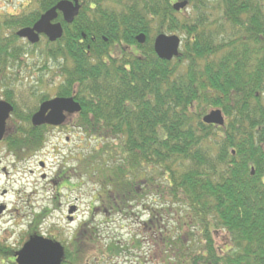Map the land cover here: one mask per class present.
Instances as JSON below:
<instances>
[{
  "label": "trees",
  "instance_id": "trees-1",
  "mask_svg": "<svg viewBox=\"0 0 264 264\" xmlns=\"http://www.w3.org/2000/svg\"><path fill=\"white\" fill-rule=\"evenodd\" d=\"M57 1L31 0L17 14H0V89L14 107L3 140L17 156L40 151L50 130L30 123L47 92L28 88L35 102L26 111L14 103V66L40 45L23 42L16 29L31 26ZM78 1L71 23L58 14L61 36L44 40L60 78L56 95L79 102L78 130L100 142L78 158V184L83 177L96 183L93 210L111 217L139 214L152 193L166 203L148 207V231L122 244L81 224L69 259L110 260L142 250L148 236L165 264H264V0H186L188 17L177 16L174 0H122V35L117 14L95 25L93 41L89 0ZM215 10L221 16H206ZM140 32L147 38L144 58L122 48L121 64L101 62L115 38L122 47H141ZM159 32L183 35L172 60L153 50ZM213 107L223 125L202 121ZM162 211L176 216V226L160 224Z\"/></svg>",
  "mask_w": 264,
  "mask_h": 264
},
{
  "label": "rangeland",
  "instance_id": "rangeland-1",
  "mask_svg": "<svg viewBox=\"0 0 264 264\" xmlns=\"http://www.w3.org/2000/svg\"><path fill=\"white\" fill-rule=\"evenodd\" d=\"M11 1H13L11 5H7L6 0H0V13L14 11L15 7L19 9L20 4L27 2V0ZM29 1L31 2V0ZM212 6L211 4L210 7ZM190 9L189 6L188 10ZM206 16L209 18L219 17L221 16V12L219 10L209 11ZM175 33L181 35L178 32ZM22 41L24 42V40ZM22 60L20 65L14 66L17 78L12 84L16 92V98H20L19 100L25 99L24 101L30 106L35 100L29 96L27 91L28 88L37 85L38 87L34 88V90L45 91L52 95L53 88L51 89L48 86L57 83L58 79L54 78L55 63H53V59L46 57L42 42L33 52L24 55ZM66 137H68V140H66ZM99 143L100 142L94 138L86 137L77 129L50 130L43 149L31 156L23 164H17L18 169H15V171L20 172L23 170L24 173L20 174L15 172L14 176L10 178L0 174V188L6 187L10 189L5 199L12 207H14L13 204L17 205V207L20 208V214L23 212L27 215L29 214L30 208L28 207V203L33 204L35 211H39L40 207L50 208V198L53 193L51 189L52 185L41 179L40 175L43 169L40 168L39 162H44V173L49 176L54 172L62 159L66 158L68 159L67 166L69 169H72V173L70 172L72 178L69 180L76 184V187L72 192L66 191L64 188L61 190L62 195L59 198L61 207L58 206L55 210H52L51 215L46 218V223L62 226L63 230H68V234H70V231L76 228L77 224H80L82 221L92 216L94 232H97L101 238L115 237L114 239L121 244L129 240L130 234L145 233L144 231H148V229L143 225V221L149 218L148 207L158 208L166 203L159 194L152 193L148 195V197L142 199L139 204L140 209H138L140 213H136L135 216L125 218L123 216L120 217V215H114L111 217L109 214L100 213L97 209H95L94 212L92 211L93 215L91 214L89 207L92 206V198L98 187L96 183H93L86 177L81 179V185L78 184L80 179L76 177L77 160L82 154L91 151L93 147H98ZM2 153L4 152L2 151V147H0V154ZM8 164L11 165L12 162L6 160L5 165ZM73 168L76 170L75 173ZM12 191H18L20 195H13L11 193ZM71 201L77 204L78 211L76 213V219L73 222H68L65 214L67 204ZM29 217H26V215L24 216V224L28 222ZM157 217L160 218V224L168 222V227L176 226L175 215H168V213L162 211L160 214H157ZM217 241L220 242V239L217 238ZM141 251H143V253ZM137 254L145 256V261H141V259L137 257ZM160 255L159 248L155 241L146 236L144 238L142 250L137 251L132 249L128 254H121L110 260L98 259L94 261V264H165L166 261H162Z\"/></svg>",
  "mask_w": 264,
  "mask_h": 264
},
{
  "label": "flooded vegetation",
  "instance_id": "flooded-vegetation-1",
  "mask_svg": "<svg viewBox=\"0 0 264 264\" xmlns=\"http://www.w3.org/2000/svg\"><path fill=\"white\" fill-rule=\"evenodd\" d=\"M7 5H11V0H6ZM175 1V0H174ZM29 0L27 2H24L23 4H20L19 9L14 8V11L9 12L10 14L19 13L23 9L27 7L29 4ZM189 5L184 7L183 9L175 10V13L179 17H188L191 14V11L188 10ZM61 17L63 19L62 13ZM58 13V14H59ZM119 15L118 21H119V30L121 31L122 35V0H89L88 2V12L87 15L89 17V21L92 25V35L91 40H95V25L97 24H104L108 25L109 18L115 15ZM53 23H60L58 20V17L54 18L52 20ZM143 34V42H136L141 47H135L131 46L130 48H126V45H123L122 47V38H115L108 47V54L103 55V58L101 59V62L105 63L108 62V60L112 59L113 61H116V63L121 64L122 61V48L124 51H130L131 53L135 54L136 56L140 58H144L145 55L143 54V48L146 46V34L144 32H140ZM24 40V42H29L27 38H21ZM39 39L40 43L42 42L43 45L44 40L48 39V36L44 33H39ZM103 41H106L107 38L105 36H102ZM137 39V38H135ZM155 39V36H154ZM154 41V40H153ZM95 60L93 59V62ZM128 64L124 65L127 66ZM58 79L57 83H53V85L49 86V88H53V94L49 98L54 97H67V96H61L56 95L55 93V85H57L60 81V78ZM3 89H0V96L1 99H4L5 101L12 104V102L6 100L2 95ZM43 92V91H42ZM44 94L45 91H44ZM12 96L15 105L19 106L20 109H23V111H26L27 108L30 106L27 105V103L24 101L25 99L16 98V92L15 90L12 91ZM47 98V99H49ZM46 100V99H44ZM13 106V104H12ZM14 108V107H13ZM12 113V112H11ZM10 113V114H11ZM75 113H67L65 115V119L62 124L60 125H51V124H43L46 126L49 130H62V129H70L78 130V125L75 121L76 118ZM5 122V134L8 131L7 126L10 121V118L12 115H9ZM5 134L0 141V147H2V151L4 153L0 154V174L3 176H8V178L14 176L15 169H18L17 164H23L26 162L31 156L25 155V156H17L12 151L8 150L7 146L4 142ZM66 140H68V137H66ZM40 152V151H39ZM10 161L12 164L5 165V161ZM67 160L66 158H63L62 161L57 165L54 172H52L49 176L44 173V162L40 161L39 166L43 170L41 171V179L47 181V183L51 184V189L53 190L52 196L50 198V208L48 207H40L39 211H35L33 208V204L28 203V207L30 208V212L27 215L25 212L22 214L19 213L20 208L17 207V205L13 204L14 207L5 199V196L8 195V192L10 189L6 187L0 188V264H19L17 261V253L18 251L23 247V245L29 241L30 238L36 237V236H42L46 239H50L54 242H57L60 244L63 248V256L61 258V264H73L72 260L69 258H72L71 252L74 251L77 248L76 245V238L78 231L80 229L81 224L87 222L88 224L92 223L91 220L88 221H82L80 224H77L76 228L72 229L70 231L63 230L62 226L52 224V223H46V218H48L52 210H55L58 206L61 207L59 203V198L62 195L61 190L64 188L66 191L72 192L74 188L76 187L75 184L70 182L68 175L69 173V167L67 166ZM12 170V171H11ZM20 174L24 173V171L18 172ZM72 178V177H71ZM13 195H20V192H11ZM75 201V200H74ZM71 201L67 204L66 207V214L65 217L68 222H73L76 219V213L78 211L77 204ZM74 207V208H73ZM74 209L73 213L71 215L68 214L69 209ZM26 215V217H29V220L26 224L23 223V218ZM46 223V225H45ZM89 226V225H88ZM221 231L218 230V233L220 234L219 237H221ZM27 263L30 264V259L27 260Z\"/></svg>",
  "mask_w": 264,
  "mask_h": 264
},
{
  "label": "water",
  "instance_id": "water-1",
  "mask_svg": "<svg viewBox=\"0 0 264 264\" xmlns=\"http://www.w3.org/2000/svg\"><path fill=\"white\" fill-rule=\"evenodd\" d=\"M186 1L175 2L173 7L180 9L184 7ZM57 11L62 13L63 19L66 22H71L74 15L78 12L77 0H60L53 7L46 10L34 22L31 27L20 28L16 34L21 37H26L28 41L34 43L39 39V33H44L49 37V40H55L61 36L62 28L60 23H53L56 18ZM137 40L143 42V34L137 35ZM180 38L176 34L165 35L159 34L154 41V50L160 58L171 59L178 54ZM12 105L6 101L0 100V140L5 129V122L10 112ZM80 110V105L72 97H54L40 103L38 109L31 116L32 125L51 124L59 125L65 119V112L73 113ZM204 123L222 125L224 117L219 108H213L202 116ZM253 173V169H251ZM73 209L69 210V213ZM63 255V248L57 242L41 236L32 237L17 253V261L19 264H60Z\"/></svg>",
  "mask_w": 264,
  "mask_h": 264
}]
</instances>
